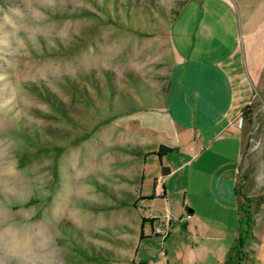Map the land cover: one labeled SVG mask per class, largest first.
Returning a JSON list of instances; mask_svg holds the SVG:
<instances>
[{"label":"rangeland","instance_id":"obj_1","mask_svg":"<svg viewBox=\"0 0 264 264\" xmlns=\"http://www.w3.org/2000/svg\"><path fill=\"white\" fill-rule=\"evenodd\" d=\"M194 4L0 0V264H264V32ZM172 49L232 80L202 136L163 120Z\"/></svg>","mask_w":264,"mask_h":264},{"label":"crops","instance_id":"obj_2","mask_svg":"<svg viewBox=\"0 0 264 264\" xmlns=\"http://www.w3.org/2000/svg\"><path fill=\"white\" fill-rule=\"evenodd\" d=\"M190 1L195 3L191 10L192 16H196L200 11L203 14L210 6H213L211 0ZM215 1L221 2L229 8H236L240 20H243L241 28L246 32V35L253 36L254 31L252 30L264 32V0ZM190 6L187 5L184 11H187ZM243 53L245 57L252 54L249 43L244 46ZM172 54L174 65L166 105L163 109V120L166 125L174 123L180 129L190 130L202 136L206 129L228 117L233 99L232 80L220 62L211 64L189 60L182 56L177 57L173 49ZM255 77L259 84L262 83L264 74H257ZM241 114L242 112L239 116L236 115L233 123L232 121L229 123L232 125L238 123L240 130H242V125L239 122ZM159 192L160 186L156 182L155 197L160 195ZM161 193L163 192L161 191ZM161 196L164 197L165 193ZM189 214L191 215L193 212L189 211ZM230 259L232 260V256ZM226 264H229V261Z\"/></svg>","mask_w":264,"mask_h":264},{"label":"trees","instance_id":"obj_3","mask_svg":"<svg viewBox=\"0 0 264 264\" xmlns=\"http://www.w3.org/2000/svg\"><path fill=\"white\" fill-rule=\"evenodd\" d=\"M253 108L251 106V103L247 105V107L242 111L241 117L243 120L247 119L250 121L251 115H252ZM175 149L167 148L164 146L160 147V152L163 154H167L169 152L174 151ZM162 157V155H160ZM170 175V170L168 168H163V177H167ZM156 185V184H155ZM246 198V197H245ZM246 203L249 204L250 200L248 198L245 199Z\"/></svg>","mask_w":264,"mask_h":264},{"label":"bare ground","instance_id":"obj_4","mask_svg":"<svg viewBox=\"0 0 264 264\" xmlns=\"http://www.w3.org/2000/svg\"><path fill=\"white\" fill-rule=\"evenodd\" d=\"M76 165V164H75ZM28 245H29V243H28ZM14 246V245H13ZM12 246V248H14V250L15 251H19V252H23V251H26V245H25V243H23V242H17V244H15V246L13 247ZM30 246V245H29ZM29 249V248H28ZM27 249V250H28Z\"/></svg>","mask_w":264,"mask_h":264},{"label":"built area","instance_id":"obj_5","mask_svg":"<svg viewBox=\"0 0 264 264\" xmlns=\"http://www.w3.org/2000/svg\"><path fill=\"white\" fill-rule=\"evenodd\" d=\"M240 120H241V122H242V120H243V119H240ZM159 230L161 231V230H162V228H160Z\"/></svg>","mask_w":264,"mask_h":264}]
</instances>
